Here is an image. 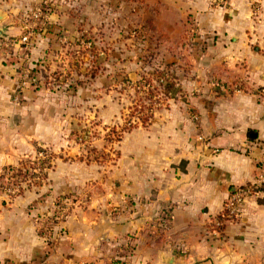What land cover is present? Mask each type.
I'll return each mask as SVG.
<instances>
[{"label": "crops", "instance_id": "crops-1", "mask_svg": "<svg viewBox=\"0 0 264 264\" xmlns=\"http://www.w3.org/2000/svg\"><path fill=\"white\" fill-rule=\"evenodd\" d=\"M109 1L118 21H108L113 39L100 40L102 26L87 8L92 0H51L46 31L24 63L17 44L29 24L23 16L42 0H0V170L39 149L54 156L41 185L6 209V216L17 212L18 218L6 236L1 231L0 264H111L121 258L126 264H264V190L247 201L236 223L222 230L211 225L232 190L252 183L264 165V0L226 6L215 0ZM117 29L126 36L123 43ZM83 35L95 44L93 60L99 62L91 69L77 65L89 59ZM99 42L107 49L102 58ZM148 46L158 62L144 77L170 88L166 95L160 91L163 103L147 126L124 133L113 145L116 157L100 163L86 146L109 154L111 144L100 135L77 142L53 106L78 107L94 93L102 124H114L115 78L136 76ZM26 65L40 83L22 89L16 103L13 93ZM213 82L239 84L242 91H220ZM105 91L108 100L100 106ZM64 195L72 199L68 216L53 230L58 241L49 247L36 227ZM165 213L172 220L162 230ZM130 243L132 255L122 257Z\"/></svg>", "mask_w": 264, "mask_h": 264}, {"label": "rangeland", "instance_id": "rangeland-1", "mask_svg": "<svg viewBox=\"0 0 264 264\" xmlns=\"http://www.w3.org/2000/svg\"><path fill=\"white\" fill-rule=\"evenodd\" d=\"M108 2H110L109 0H92V2L90 4H87V8L88 11L91 12V14H94V21H97L102 27H101V31L99 32V36L98 39L100 40H108V39H113L112 37H114V35H112L111 33V27L110 23L112 21V23H114V18L116 17V19L118 18L117 15H115V13L117 14L118 12H116L115 10H111L107 4ZM113 2L115 4H119L120 0H113ZM94 3V4H93ZM97 3V4H96ZM98 5V6H97ZM99 7V8H97ZM123 14H120L119 16L122 17ZM88 16L90 17V14H88ZM125 16L127 17L128 14H125ZM118 21V19H117ZM120 24V23H118ZM110 27V28H109ZM135 28V27H134ZM134 28H130V30L133 32L135 31ZM110 29V30H109ZM120 29H117V31L115 32V37L116 40H120L122 41L121 43H123V40L125 36L124 33L119 32ZM98 44V48H99V52L100 54L103 53L106 49V46L102 45L100 42L97 43ZM150 47V46H148ZM151 49L148 48L146 50V55H144V58H146V60H140V63L137 61L136 63V67H135V71H136V76H132L129 77V75H119L116 76L115 78V88H113L111 90V94H110V99L112 101V99H114V101L116 102L117 105V110L119 111L117 113V120L114 122V124H102V115L98 114L99 111L101 112L102 110H98L95 108V103L93 104L92 102L96 101V95L97 94H91V93H87L85 99V102H87L86 104L80 105V106H76L74 105V103L71 104V107L68 108L67 105H65L64 103L61 104L60 107H54L53 108H57L58 110V118H65L64 120H62V124H63V128H67L68 130H71V133L73 135V137H77V142H80V139H86L88 140V142H92L90 141L91 138H97V136H101L104 137V140L106 143H110L112 148L109 151V154L106 152H100V151H96L91 145H87L86 148L88 150H90V155L91 157L98 159L100 163H104L106 164V162L108 161L106 156H111V154H113V157H110L112 160L114 159V157H116V151L113 149V145H117L119 139L121 138V136L130 131L134 126L137 125H133V126H127L126 122L131 120L133 117L135 116H140V118H142L143 120H147V118L149 116H151V118L153 117V111L155 109H157L161 103V100L163 101V96L160 95V91H162L161 86L158 87L157 84H155L154 82H152L153 78L152 77H144L145 74L144 73H150L152 67H154L157 62L158 59L155 57V55L157 54L155 51L153 52V50L155 49H151V51L149 50ZM116 54H119V49H117ZM102 54L100 55L99 58H102ZM153 58L150 60L149 57ZM148 57V58H147ZM89 60V59H88ZM82 62V61H81ZM97 62H99L97 60ZM86 64V60L83 61V63H79L78 62V67L84 66L85 67ZM83 67V69H84ZM116 68H118V66H116ZM144 69V70H142ZM140 70H142V74H140V76L138 77V73L140 72ZM134 71V72H135ZM133 74V73H132ZM151 80V81H150ZM105 81V79H104ZM149 81V83L151 84L150 87H147L146 84ZM106 82V81H105ZM98 84V83H97ZM106 84V83H105ZM99 85V84H98ZM102 83H100L99 86H101ZM106 86V85H105ZM137 86H141L142 88L137 90ZM145 86V87H143ZM90 87V86H89ZM90 90V89H89ZM137 92H140L137 94ZM56 93H50V99L53 101L52 103H54V101L56 102ZM107 92L105 91L104 93H102L101 95H99L100 98V106L103 103H107V98H108ZM93 99V100H92ZM63 102H70L71 99H63ZM161 102V103H160ZM52 108V109H53ZM101 108V107H100ZM54 110V109H53ZM139 114V115H138ZM99 115V119L97 120ZM122 119L121 121H119V118ZM69 119H72V122L74 123L73 125L69 126ZM120 122V123H119ZM61 124V125H62ZM114 150V151H113ZM39 153L42 156H39L38 154L35 157H38L40 159V162L37 163L36 165L34 164H29L28 162H35V157L33 158H25L22 159L21 161H23L24 168L25 170L29 169V167H36L39 166L41 161H47L48 160V156L49 155H53L50 152H47L46 154L42 153V149H39ZM56 156V155H55ZM54 160V159H52ZM26 171H23V174H26V176L23 178V176H21L19 179L13 178V179H7V178H0V235H1V231L5 232V236H6V230H9V228L7 229V227H9V223L12 220H16L17 222V218H18V214L13 213V215H7L6 216V209H9L11 207V205L14 204V206H18L17 202L15 201L17 199V197L19 198V196H15V194L17 195V189H16V184L20 182V186L23 189V194L26 193L28 190L35 188L36 186H33L32 184L35 182H38L37 178L32 179L30 177V173H25ZM3 174L2 169L0 170V176ZM8 176H13L15 173H7ZM34 176L36 177V173L34 174ZM31 182V183H30ZM10 184V187H6L7 184ZM29 186V189H27V186ZM22 194V196H23ZM76 195L75 192H72L71 196ZM68 199V209L70 208V204L72 202V199L70 198V195H64L61 197H58L57 199H55L56 201L61 200V199ZM53 200V204L54 201ZM2 202H4V205H2ZM32 207L31 205L27 206L24 210L26 214H30L32 212ZM2 213L4 214L3 218L1 217ZM54 214V208H52V212L49 215H45L44 217H42L41 220V225H38L36 227V233H40L38 234L39 236H42L45 239L46 244L48 245L49 243L47 242L46 238H48L49 236L47 235L48 230H44V226L46 225V223L52 219ZM8 218V219H7ZM13 222V221H12ZM53 232H51L52 235ZM45 235V236H44ZM50 235V236H51ZM49 246V245H48Z\"/></svg>", "mask_w": 264, "mask_h": 264}, {"label": "built area", "instance_id": "built-area-1", "mask_svg": "<svg viewBox=\"0 0 264 264\" xmlns=\"http://www.w3.org/2000/svg\"><path fill=\"white\" fill-rule=\"evenodd\" d=\"M62 2L65 1H70V0H60ZM231 0H215L216 3H218L220 6H226L229 4ZM253 5L256 4L257 0H250ZM51 0H42L39 5L33 9L31 12H27L24 14L23 19L27 21V32L18 40L17 44L20 46V51L22 53V58L21 61L24 63L23 59L26 57L27 53L31 49L32 45L35 43L36 39L41 36L42 33L46 31V18H47V13H43V8L47 7L49 11H51L50 7ZM83 39L81 40L82 42V47L84 48L86 54L88 55L89 60L86 61L85 67L91 69L94 67V51H95V44H93L91 41H89V38H86L83 35ZM8 48V45L5 46V48ZM97 56L100 57V52H96ZM10 53L6 52L5 53V58H9ZM146 60V59H145ZM20 81L19 84L13 93V101L18 103L21 98V91L24 88H37L39 86V79L33 72L32 68L30 66H23V69L20 72ZM160 83H162V79H159ZM50 87L54 90H57L58 88V81L54 78L51 77L49 80ZM213 86L215 88H218L220 91L224 92H240L242 89L240 88L239 84H233L230 87H226L220 82H213ZM145 87V86H143ZM137 90L141 89V86L136 87ZM263 92V91H261ZM139 115V114H138ZM192 120L194 122L197 121V117L195 115L192 116ZM142 118L140 116H135L131 120L126 122L127 126H133V125H141ZM147 124L150 122V119L146 121ZM43 154H46L45 152H42ZM39 156H42L40 153L38 154ZM49 157V156H48ZM35 162L34 165L40 162V159L38 157H35ZM37 162V163H36ZM42 163V161H41ZM41 163L39 166H34V169L32 170V173L35 174L36 176L40 171ZM261 172L256 176L255 180L252 183L243 185L239 188L233 189L232 192L230 193L229 197L225 200L223 208L221 210V213L215 221L211 222V225L215 227L218 230H222L226 225L229 224H234L237 222L239 219V215L250 199L254 198L257 196L260 192L263 191L264 189V165L261 168ZM23 171H26L25 169ZM22 171V172H23ZM8 177V174L6 175V178ZM9 178V177H8ZM12 179V178H10ZM38 180V179H37ZM17 189V187H16ZM18 192V190H17ZM16 195V194H15ZM68 199L64 198L58 201H54L53 208H54V214L53 218L50 219L46 225L44 226V230H47L51 228L52 232L54 229L60 226L61 223H63L67 216L69 209L68 207ZM172 220V216L169 213H165L162 215L160 221L158 222L159 227L162 230H167L168 225L170 224ZM45 236V235H44ZM47 242L49 243V247H53L55 244H57L58 238L53 235L49 236L46 238ZM120 262H123V264L127 263V259H120Z\"/></svg>", "mask_w": 264, "mask_h": 264}, {"label": "trees", "instance_id": "trees-1", "mask_svg": "<svg viewBox=\"0 0 264 264\" xmlns=\"http://www.w3.org/2000/svg\"><path fill=\"white\" fill-rule=\"evenodd\" d=\"M47 12H50L49 11V9L47 8V7H44L43 8V13H47ZM97 66H98V62L97 61H95L94 62ZM96 66V67H97ZM96 67L94 68L95 69V71L97 70L96 69ZM169 67H171V66H169ZM169 67H164V70H166V68H168L169 69ZM94 69L93 70H91V71H89L88 73H85L84 74V76H86V75H92V73H94ZM157 76V79L159 78V76H161L159 73H157L156 74ZM147 82V84H146V86L147 87H150V83H149V81H146ZM47 82H45V84H46ZM163 87V86H162ZM241 87H242V85H241ZM168 88H170L169 86H167V87H163L162 88V93H163V95H166V93L168 92ZM258 90H261V89H258ZM244 91H247V89H245ZM138 93H140V92H137V94ZM148 119H150V121H151V116H149L148 118H147V120ZM141 125L143 126V127H146L147 126V122H146V120H143L142 119V121H141ZM39 152V151H38ZM52 159H54V156H52V155H49V157H48V160L47 161H42V163H41V167H40V171H39V173L37 174V176L35 177L34 176V174L31 172L33 169H34V167L32 168V167H29V169H27L26 170V172L25 173H30V177L32 178V179H34V178H37L38 179V182H35V183H33L32 185L33 186H39V185H41V183H42V180H44L45 178H46V171L51 167V163H52ZM29 164H34L33 162H28ZM24 163H23V161H20L19 163H18V165L17 166H14V167H11V166H9V167H5L3 170H2V172H3V174L0 176V178H6V175H7V173H15L13 176H8L9 178H16V179H19L21 176H23V178L26 176V174H23V170L25 169L24 168ZM7 177V179H9ZM20 182L21 181H19L17 184H16V187H17V190H18V193H17V195H15L16 197L17 196H22V194H23V189L21 188V184H20ZM31 183V182H30ZM10 184H12V183H10ZM10 184L8 183L7 185H6V187H10ZM29 186L30 185H28L27 186V189H29ZM264 190V189H263ZM51 232H52V230H51V228L48 230V233H47V235L48 236H50L51 235ZM38 234H40V233H38ZM129 241H133V239H132V237H130V240ZM105 245V244H104ZM134 250V245L133 244H131L130 243V245H129V247H128V250H126V251H124V253H122L121 254V256L122 257H127V256H131L132 255V251ZM111 264H123V262H120L119 260H116V261H114L113 263H111Z\"/></svg>", "mask_w": 264, "mask_h": 264}]
</instances>
